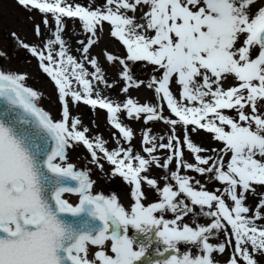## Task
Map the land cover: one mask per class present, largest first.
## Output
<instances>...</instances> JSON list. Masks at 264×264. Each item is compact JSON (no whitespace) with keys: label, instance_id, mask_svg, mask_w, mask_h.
Wrapping results in <instances>:
<instances>
[{"label":"snow or ice","instance_id":"6c2138e0","mask_svg":"<svg viewBox=\"0 0 264 264\" xmlns=\"http://www.w3.org/2000/svg\"><path fill=\"white\" fill-rule=\"evenodd\" d=\"M15 3L31 39L0 47V264H264V0ZM105 34L119 52H94Z\"/></svg>","mask_w":264,"mask_h":264},{"label":"rangeland","instance_id":"374dc122","mask_svg":"<svg viewBox=\"0 0 264 264\" xmlns=\"http://www.w3.org/2000/svg\"><path fill=\"white\" fill-rule=\"evenodd\" d=\"M30 22L27 20V13H25L21 8L17 6L15 0H0V47L7 45V37L10 31H17L22 37L26 36L29 40L31 39V33L29 31ZM107 47L109 51L119 52V46L116 43H109L107 34L104 35L103 39L100 41L99 46L94 49L96 54H99L100 51ZM73 54H75L73 50ZM14 66L21 67L27 70L32 77L28 83L35 89L42 91L46 99L42 102V106L46 110H51L53 115L56 113V106L52 103L53 97V88L52 85L47 81V79L38 72L36 63L32 60L30 63L28 59L21 54L20 57L14 59ZM134 67V75L143 77V71L139 66ZM133 95L140 101L144 102L146 99H150L152 93L147 90H141L139 93H133ZM78 113L82 116L85 123H89L92 120H95L99 125V132L104 136L105 139L109 138L110 129L106 125L104 113L97 111L94 115L91 109L81 106L78 109ZM89 113H91L89 115ZM160 126L156 125L153 128L154 132H159ZM137 135H139V128H137ZM135 143V141H134ZM75 158V157H73ZM117 191L121 198H124V188L122 186L113 185L112 189Z\"/></svg>","mask_w":264,"mask_h":264},{"label":"bare ground","instance_id":"6f19581e","mask_svg":"<svg viewBox=\"0 0 264 264\" xmlns=\"http://www.w3.org/2000/svg\"><path fill=\"white\" fill-rule=\"evenodd\" d=\"M84 107V106H83Z\"/></svg>","mask_w":264,"mask_h":264}]
</instances>
